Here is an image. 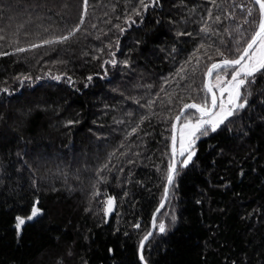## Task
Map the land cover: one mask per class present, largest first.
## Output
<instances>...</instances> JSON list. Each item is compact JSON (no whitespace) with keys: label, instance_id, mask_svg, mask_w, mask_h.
Listing matches in <instances>:
<instances>
[{"label":"trees","instance_id":"16d2710c","mask_svg":"<svg viewBox=\"0 0 264 264\" xmlns=\"http://www.w3.org/2000/svg\"><path fill=\"white\" fill-rule=\"evenodd\" d=\"M248 2L216 0L219 7H215L211 0H161L160 6H150L144 13L143 23L128 27L123 20L125 0H89L82 30L53 51L48 45L35 49L27 45L78 23L83 0H0V52L7 53L0 56V88L10 90L0 92V114L19 115L21 110L42 105L32 113L31 123L13 134L15 139L0 145V264H140L139 241L150 231L152 214L163 197L157 166H167L170 121L182 107L180 97L188 102L186 92L175 83L163 84L161 77L174 72L205 37L195 33L209 8L213 16L222 17L219 23L209 24L231 39L225 28L248 27L241 19L244 10L234 5ZM229 11L234 17H228ZM158 19L162 23L157 24ZM116 24L126 27L123 35ZM178 31L193 35L178 37ZM146 34L145 43L135 45ZM117 37L121 42L117 59L130 54L133 64L130 68L106 65L110 69L106 80L96 74L103 73L101 64L109 58L106 45L114 44ZM213 41L218 42L217 35L209 34L206 42ZM173 44L181 50L173 53L175 61L168 58ZM21 47L26 50L14 51ZM100 47H105V53L95 51ZM129 49L134 51L129 53ZM93 55L100 58L93 59ZM58 60L66 63H52ZM58 73L66 76L53 80ZM89 75L93 78L85 87ZM19 76L40 79L33 83ZM67 76L73 77L75 87L67 83ZM201 80L198 71L197 85ZM161 87L176 93L171 104L164 92L156 96ZM262 90L264 85L252 89L251 107L243 112L255 118L243 122L252 127L250 139L233 138L234 133L225 130L197 141L195 164L182 170L170 202L157 216L169 221L164 214L175 210L178 223L166 234L155 229L143 250L149 264H264V127H256L264 125L258 119L264 116ZM149 99L155 100L151 110L141 106ZM142 116L148 118L141 122ZM69 119L80 123L67 125ZM241 123L237 120L235 126ZM137 124L139 130L126 135ZM98 133H102L99 139ZM18 151L27 154L21 159ZM114 151L115 167L103 173L106 180L97 183L95 169ZM241 169L246 175H240ZM93 185L99 188L98 195H93ZM36 196L46 212L45 230L29 225L17 242L14 217L27 215ZM107 196L114 197L116 204L108 220L104 214ZM136 223L138 228L133 227Z\"/></svg>","mask_w":264,"mask_h":264},{"label":"snow or ice","instance_id":"6c2138e0","mask_svg":"<svg viewBox=\"0 0 264 264\" xmlns=\"http://www.w3.org/2000/svg\"><path fill=\"white\" fill-rule=\"evenodd\" d=\"M183 3L184 0H181ZM126 4V14L123 17L126 25L128 27L131 24L143 23L145 21L144 13L147 12L149 7L160 6L161 0H125ZM211 4L215 7H219L216 4V0H211ZM67 7V5H65ZM89 7V0H83V10L79 16V22L74 24L72 27L67 28L60 34H52L46 38H41L38 43H30L27 45L28 49H35L41 45H48L52 47L55 51L56 45H62L68 42L78 31L82 30V25L87 14ZM244 10L245 14L241 17L243 24L247 25V28H243L241 24H236L235 29H224L228 37L231 39H225L222 34L218 33V30L213 28L209 21H215L219 23L221 21V16H213L211 8L208 9L207 19L203 20L200 24L199 31L195 33L197 36L205 34V37L198 43L191 53L187 55L186 59L179 61V67L175 69L174 72H170L167 76L161 77L163 84L171 85L176 84L177 88L182 92L188 94V102H184L183 97H180V103L182 107L179 108L178 112L171 119V143L170 152L166 153L168 155L167 166L164 169H160L157 166V170L161 172V179L163 180V197L160 200V207L166 202H170V197L173 195L171 189L175 186L177 178L181 175L182 170L189 168L191 165L195 164L198 158L197 141L201 137L209 136L210 133H219L227 130L229 133H234V137L238 136L241 140L245 138L250 139V132L252 127L250 123H243L244 121L253 122L254 117L249 114L246 117L243 112L246 108L251 107L250 97L253 95L252 89L258 85H264V0H249L248 4H238L234 5ZM195 9H193L194 11ZM235 13L232 11L228 12V17H234ZM137 17L138 20H134L133 17ZM131 22V23H128ZM157 24L162 23L161 20L156 21ZM170 23H175L171 21ZM23 27V25H21ZM95 27V25H93ZM118 32L123 35L126 31V27H122L119 24L114 25ZM45 32L48 31L47 28L44 29ZM27 34V33H26ZM217 35L218 42L213 41L212 43H207L206 39L208 35ZM39 35V34H37ZM176 35L179 36H189L191 37L193 33L186 31H178ZM145 39H136L134 41L135 45L139 46L144 44ZM3 39V37H0ZM120 40L117 37L115 43L109 42L106 48L108 59L104 60L101 67L104 69L103 73H97L96 75H102L104 79H108L110 75V69L106 65L110 64L113 68L118 65H123L125 68H130L133 64L131 55L119 60L117 59V49L120 48ZM26 49L15 48L14 51L24 52ZM98 53H105V47H100L95 50ZM134 51V49H129V53ZM176 45L173 44L172 52L169 53L171 60L175 61L176 56L173 53L178 54ZM7 55V53L0 52V56ZM218 57V59H214ZM93 59H99L100 57L93 55ZM52 63H66V61L58 60L52 61ZM203 65V70H202ZM201 71L202 80L199 85L196 83V74ZM47 75V74H46ZM65 73H58L51 78L56 81H60L62 77H65ZM67 83L72 84L75 87L72 76H67ZM92 75H89L85 81L84 86L88 87L89 82L92 80ZM179 78V79H177ZM18 79L21 81L28 80L35 83V80H39L40 77H36L35 80L31 76H19ZM137 87H144L151 89L153 85H136ZM11 91H16L12 89ZM117 91V89H113ZM0 92L10 93L9 88H0ZM160 92H164L165 96L168 97V104L173 102L172 97L176 95L175 92L168 93L163 87L160 91L156 93V96L160 95ZM201 92L203 96H201ZM195 93V97L192 95ZM151 95V93H148ZM261 96H264V90L260 92ZM196 97H200L197 101ZM128 99H135L139 103V99L135 97H128ZM140 99H143L141 97ZM155 104L154 99H149L146 104L141 105L142 107L152 109ZM42 105L37 104L34 108H28L26 110H21L19 115L0 114V145L7 146L11 140L16 137L13 135L17 131L24 128L26 124L31 123V116L34 111L41 110ZM46 110V105L43 106ZM194 109L195 112L189 114L185 110ZM171 112V108L168 109ZM128 115H131L129 112ZM147 116L140 117V121L146 120ZM167 119V118H166ZM260 121H264V116H259ZM242 121L239 127L235 126V121ZM11 122V123H9ZM80 123L79 120H67V125H73ZM96 123V121H93ZM116 124H122V120H114ZM256 127H264V125L257 124ZM140 125L137 124L136 127H132L129 133L126 135H131L139 130ZM91 131V129H90ZM102 133L97 134L99 139ZM148 135V133H145ZM264 135V132H262ZM23 140V137H20ZM224 149H221V155H223ZM26 152L18 151L16 155L23 159L26 156ZM115 155L114 152L108 153L107 158L100 162L98 167L95 169L97 175V183L107 179L103 173L105 171L111 172L115 165H112V159ZM123 155V153H121ZM26 164L27 161L25 160ZM132 163V161H128ZM3 161L0 158V172H3L2 167ZM110 165H112L110 167ZM118 171H124L123 168L118 169ZM240 175L244 176L246 173L243 169L240 170ZM3 181L0 180V183ZM36 186V182L33 181V187ZM95 191L93 195L99 194V188L93 185ZM127 195V193H125ZM40 197L36 196L31 203L30 211L27 215L17 214L14 217L13 231L15 232V237L17 242L23 239L24 230L29 225L38 228L41 231L45 230L43 225V220L45 218V209L39 206ZM115 199L112 196H107L105 200L104 214L107 216L113 210ZM197 203H201L197 200ZM160 207L153 212V228L159 234H166L169 231L170 226H174L178 223V216L173 210L170 213H165V216H169L170 220L166 221L163 218L157 217V213L160 211ZM140 225L136 223L133 227L138 228ZM153 236L152 231H148L139 241V260L141 264H149L148 259L144 255L145 242ZM108 251L111 253L114 251L113 248H109ZM57 264H62L58 261ZM87 264V261L84 262ZM235 264V262H234Z\"/></svg>","mask_w":264,"mask_h":264},{"label":"water","instance_id":"95a60500","mask_svg":"<svg viewBox=\"0 0 264 264\" xmlns=\"http://www.w3.org/2000/svg\"><path fill=\"white\" fill-rule=\"evenodd\" d=\"M189 110H190V109L185 110V111L188 112ZM170 143H171V141H170ZM165 204H166V203H165ZM165 204L163 205V207H160V203L158 204L157 207H160V211L164 208ZM157 207H156V209H157ZM156 209H155V210H156ZM115 210H116V204L114 203V206H113V210H112V212H110L107 216H105L106 220L110 219V217L114 214ZM160 211H159V212H160ZM159 212L157 213V216H158ZM152 220H153V215H152V218H151L150 231H152V232L154 233L155 228H153ZM150 238H151V237H150ZM148 241H149V240H148ZM148 241L145 242V245H146V243H147ZM138 250H139V249H138ZM138 258H139V251H138ZM139 261H140V260H139ZM140 264H141V261H140Z\"/></svg>","mask_w":264,"mask_h":264}]
</instances>
